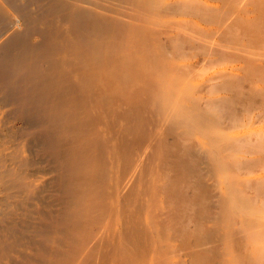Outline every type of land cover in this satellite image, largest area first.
<instances>
[{
	"label": "bare ground",
	"instance_id": "bare-ground-1",
	"mask_svg": "<svg viewBox=\"0 0 264 264\" xmlns=\"http://www.w3.org/2000/svg\"><path fill=\"white\" fill-rule=\"evenodd\" d=\"M0 264H264V0H0Z\"/></svg>",
	"mask_w": 264,
	"mask_h": 264
}]
</instances>
